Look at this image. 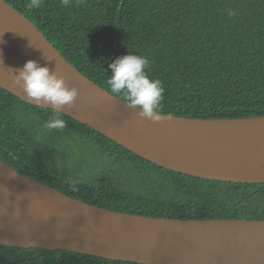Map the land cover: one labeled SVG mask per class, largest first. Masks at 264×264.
<instances>
[{"label": "trees", "instance_id": "trees-1", "mask_svg": "<svg viewBox=\"0 0 264 264\" xmlns=\"http://www.w3.org/2000/svg\"><path fill=\"white\" fill-rule=\"evenodd\" d=\"M101 89L171 117H264V0H4ZM0 161L82 203L170 220L264 222V184L162 169L0 88ZM0 264H134L0 248Z\"/></svg>", "mask_w": 264, "mask_h": 264}, {"label": "water", "instance_id": "water-1", "mask_svg": "<svg viewBox=\"0 0 264 264\" xmlns=\"http://www.w3.org/2000/svg\"><path fill=\"white\" fill-rule=\"evenodd\" d=\"M18 63L29 69L22 71ZM0 88L26 104L67 116L162 169L211 182L264 184V117L194 120L127 103L83 76L4 0ZM1 247L134 264H264V222L112 212L72 199L0 161Z\"/></svg>", "mask_w": 264, "mask_h": 264}, {"label": "bare ground", "instance_id": "bare-ground-1", "mask_svg": "<svg viewBox=\"0 0 264 264\" xmlns=\"http://www.w3.org/2000/svg\"><path fill=\"white\" fill-rule=\"evenodd\" d=\"M5 47H8V46H5ZM12 59V58H11ZM18 66H20L21 68H22V71H24V70H26V69H29L28 67H27V65H24V64H22V63H18Z\"/></svg>", "mask_w": 264, "mask_h": 264}]
</instances>
